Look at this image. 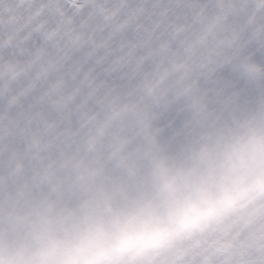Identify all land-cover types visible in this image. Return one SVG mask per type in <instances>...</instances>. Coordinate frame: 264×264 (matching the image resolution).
Returning a JSON list of instances; mask_svg holds the SVG:
<instances>
[{
    "label": "clouds",
    "instance_id": "9594fccd",
    "mask_svg": "<svg viewBox=\"0 0 264 264\" xmlns=\"http://www.w3.org/2000/svg\"><path fill=\"white\" fill-rule=\"evenodd\" d=\"M0 264H264V0H0Z\"/></svg>",
    "mask_w": 264,
    "mask_h": 264
}]
</instances>
